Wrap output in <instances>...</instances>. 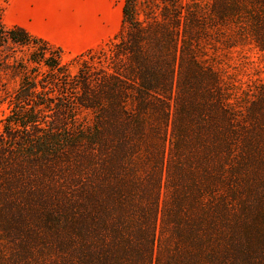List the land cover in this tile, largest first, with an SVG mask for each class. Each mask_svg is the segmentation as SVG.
<instances>
[{
	"label": "trees",
	"instance_id": "1",
	"mask_svg": "<svg viewBox=\"0 0 264 264\" xmlns=\"http://www.w3.org/2000/svg\"><path fill=\"white\" fill-rule=\"evenodd\" d=\"M121 12L74 73L60 46L0 19V47L36 49L0 130L8 263L264 264V88L234 97L200 55L210 40L264 50V0Z\"/></svg>",
	"mask_w": 264,
	"mask_h": 264
},
{
	"label": "rangeland",
	"instance_id": "2",
	"mask_svg": "<svg viewBox=\"0 0 264 264\" xmlns=\"http://www.w3.org/2000/svg\"><path fill=\"white\" fill-rule=\"evenodd\" d=\"M58 1L56 0V5L60 6V18L65 15L66 11H68L69 17H72L75 8L74 1L69 0L66 5L65 0ZM116 2L117 0H114L112 5L115 6ZM20 6L21 0H0V19L3 26L15 25L16 21H20ZM88 6L89 3H85V8ZM120 24L121 12H110L108 32L98 45L111 40ZM76 44L78 43L68 42L67 45L74 47ZM201 50L202 59L215 68L225 81L232 84L234 97L237 98L243 93L255 96L258 90L264 88V50L259 49L252 40L248 39L231 47L210 40V43L204 44ZM33 51H36L34 44L20 46L7 42L0 47V130L4 117L9 112L8 100L17 87L21 66L27 64L26 58ZM63 51L60 64L66 67L70 73H74L78 64L73 59L75 53L65 49ZM27 65L30 66V64ZM31 68H33L32 65ZM257 168H260V174H264V165H257ZM7 239V242L0 241L1 264H7L9 256L14 251L13 243L9 237ZM49 255H51V251L39 253V258H34L32 264H53V261L48 263Z\"/></svg>",
	"mask_w": 264,
	"mask_h": 264
},
{
	"label": "crops",
	"instance_id": "3",
	"mask_svg": "<svg viewBox=\"0 0 264 264\" xmlns=\"http://www.w3.org/2000/svg\"><path fill=\"white\" fill-rule=\"evenodd\" d=\"M68 1L65 0V5ZM73 1L72 17L66 11L60 18V6L56 5V0H21L20 21L15 24L73 54L99 46L98 43L108 32L110 12H121L123 0H117L115 6L112 5L114 0ZM85 3H89L87 8ZM68 42L78 44L70 47Z\"/></svg>",
	"mask_w": 264,
	"mask_h": 264
}]
</instances>
